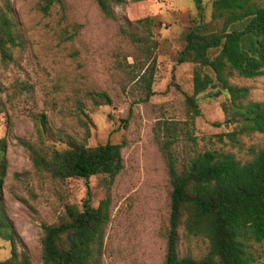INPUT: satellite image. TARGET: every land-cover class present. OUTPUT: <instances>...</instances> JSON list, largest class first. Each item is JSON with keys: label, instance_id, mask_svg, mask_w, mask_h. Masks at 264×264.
I'll return each mask as SVG.
<instances>
[{"label": "rangeland", "instance_id": "rangeland-1", "mask_svg": "<svg viewBox=\"0 0 264 264\" xmlns=\"http://www.w3.org/2000/svg\"><path fill=\"white\" fill-rule=\"evenodd\" d=\"M4 1L22 38L11 60L0 61V136L6 138L7 160L2 195L20 241L16 249L24 246L28 264H40L41 223L56 221L64 204L80 206L89 198L91 206L106 202L100 264H162L168 152L179 166L183 156L206 149L230 152L243 162L264 147V132H241L235 142L223 135L234 124L223 122L221 96L198 94L199 113L192 124L187 120L184 98L191 94L192 64L177 63L176 56L191 19L199 16L194 0L126 1L113 6V17H105L94 0H61L46 14L37 8L40 0L0 4ZM210 1L201 0L204 19ZM144 17L153 21L148 37L155 47L149 56L128 36L145 33L132 24ZM65 33L73 35L65 39ZM228 81L247 87L245 100L264 97V76L244 78L231 71ZM93 91L107 93L110 103L94 104ZM165 125L175 127L171 134ZM185 128L190 138L182 133ZM70 139L85 146L119 143L121 170L112 179L96 174L86 180L53 179L34 170L29 145L63 146ZM9 248L0 238V259ZM177 250L198 257L205 242L180 226ZM248 251L250 264H264V240L250 242Z\"/></svg>", "mask_w": 264, "mask_h": 264}, {"label": "trees", "instance_id": "trees-1", "mask_svg": "<svg viewBox=\"0 0 264 264\" xmlns=\"http://www.w3.org/2000/svg\"><path fill=\"white\" fill-rule=\"evenodd\" d=\"M105 17H113V6L126 1L94 0ZM61 0H40L43 14ZM199 16L183 34V44L176 62L192 64L191 94L185 96V115L190 124L199 113L197 95L221 96L220 107L224 123H233L231 131L223 133L230 142L236 134L246 131L264 132V97L245 100L248 89L228 81L231 71L251 78L264 76V5L261 0H211L207 19L202 17L201 0H194ZM6 1L0 4V61H9L12 50L21 46L22 38L9 15ZM128 24L129 21H127ZM150 17L136 19L143 34L134 31L128 36L149 56L155 41L149 39ZM73 33H65V39ZM145 94L151 93L150 75L145 79ZM89 97L96 105L110 103L104 91H93ZM4 111L0 100V112ZM39 121L45 130L44 115ZM167 133L175 127L164 126ZM187 138L190 134L185 128ZM175 137L172 136V140ZM169 141L166 142V145ZM120 144L105 142L85 146L73 140L65 145L54 143L34 149L30 145L29 159L34 170L53 179L68 177L86 180L91 175L106 174L112 179L122 168ZM6 138L0 136V238L8 241L7 257L0 264H28V255L15 233L13 223L3 204V181L7 160ZM167 212L163 226L164 252L162 264H250V242L264 240V147L254 151L246 161H239L230 152L206 149L176 158L168 152ZM107 221L106 202L90 205L89 198L80 206L64 204L58 219L41 223L39 237L40 264H100L102 239ZM187 236L205 242V252L198 257L178 254V229Z\"/></svg>", "mask_w": 264, "mask_h": 264}]
</instances>
